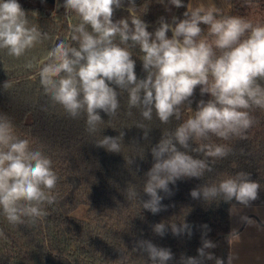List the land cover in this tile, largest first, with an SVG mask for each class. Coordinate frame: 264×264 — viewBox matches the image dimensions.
<instances>
[{"label": "clouds", "instance_id": "clouds-1", "mask_svg": "<svg viewBox=\"0 0 264 264\" xmlns=\"http://www.w3.org/2000/svg\"><path fill=\"white\" fill-rule=\"evenodd\" d=\"M159 2L168 12L173 7L184 8L183 18L161 16L159 26L149 31L147 22L137 15L135 0H63L58 7L66 13L69 36L55 43L39 62L44 93L68 117H83L89 134L101 131L105 124L100 112L109 120L118 114L120 97L125 93L128 109H138L145 121L155 117L163 125L180 120L181 106L187 103L190 107L197 87L201 96H209L197 102L188 119L173 129L162 130L159 142L149 149L153 163L144 174L143 185L149 199L140 202L153 215L167 210L162 201L173 195L170 185L181 179L204 178L213 172L216 160L232 152L226 145L203 141L211 136L225 141L234 136L243 138L256 123L249 110L264 108V86L257 82L258 78L264 80V25L232 15L231 0H221V6L214 0ZM125 4L128 15L114 20L115 11ZM73 14L78 23H72ZM49 38L30 25L28 12L19 0H0V51L19 59ZM133 49L142 53L143 78L136 74ZM35 66L32 61L25 64L29 69ZM3 87L10 85L6 81ZM137 127L144 130L147 139L151 129L145 124ZM123 136V132L116 137L104 136L96 143L109 152L121 153ZM197 140L202 143L193 147ZM126 162L131 165L134 161ZM57 181L51 159L42 150L33 149L29 139L17 136L10 117L0 113V210L7 221L16 225L24 223L25 217L33 221L44 218L47 212L43 205L56 201L52 190ZM259 192L260 184L250 173L241 171L218 183L202 184L192 189L190 196L205 203L218 198L228 204L235 201L229 208L232 215L237 204L251 206ZM124 194L129 200L140 199L131 183ZM200 228L197 255L181 254L178 264H233L234 255L220 257L211 251L218 245L208 238L210 227L204 224ZM169 229L176 237L193 235V226L186 220L152 225L160 237ZM225 239L229 244L237 242L238 229H231ZM134 249L147 254L151 264L174 260L170 248L151 240H138Z\"/></svg>", "mask_w": 264, "mask_h": 264}, {"label": "trees", "instance_id": "trees-1", "mask_svg": "<svg viewBox=\"0 0 264 264\" xmlns=\"http://www.w3.org/2000/svg\"><path fill=\"white\" fill-rule=\"evenodd\" d=\"M28 12L30 25H35L50 37L17 59L0 51V113L7 114L15 126L16 135L30 140L33 149H39L52 161L58 181L52 194L55 203L43 205L47 215L33 221L23 218L22 224H11L0 210V264H151L147 254L134 249L141 239L151 240L155 245L170 248L178 264L181 254L196 256L201 246V225L207 224L211 231L208 238L217 243L215 255L227 257L229 243V207L235 201L223 202L222 198L205 203L194 200L190 191L202 184L212 185L220 180L244 171L260 184L259 198L252 204H264V108L253 107L250 114L256 123L244 137H232L225 141L215 136L203 143L223 144L232 149L231 154L214 162V170L204 178L181 179L170 185L171 197L162 204L167 210L153 215L144 210L140 200L149 197L143 193L144 174L153 160L150 147L161 139L162 130L173 129L194 114L197 102L209 96L200 95L197 87L192 103L181 106L180 120L173 119L163 125L155 117L145 121L138 109H128L126 93L120 97L121 109L112 118L100 112L105 121L101 131L89 134L83 117L72 119L63 109L54 104L44 93L40 84V60L47 51L69 36L68 19L64 9L46 8L19 1ZM137 15L147 22L148 30L159 26V17L171 20L172 16L183 18L184 8L165 10L159 0H135ZM187 3V0H184ZM231 14L241 16L254 25H264V0H231ZM33 11L38 12L32 16ZM128 15L127 5L117 9L114 20ZM72 23H78L73 14ZM171 36V32L168 33ZM204 35H207L205 29ZM136 59L135 71L143 78L139 49H133ZM28 61L36 66L25 67ZM7 81L10 85L4 89ZM129 112L131 114H129ZM109 120V121H108ZM138 124L151 129L144 139V130ZM124 133L121 153L107 151L97 145L104 136L116 137ZM202 141H194L193 147ZM243 152V154H242ZM194 156L197 154L192 153ZM134 161L128 165L126 161ZM129 183L136 186L140 199L129 200L125 190ZM160 195H165L163 192ZM187 223L193 226L189 238L173 236L169 229L164 237L152 231V225ZM214 264V262H207Z\"/></svg>", "mask_w": 264, "mask_h": 264}, {"label": "crops", "instance_id": "crops-1", "mask_svg": "<svg viewBox=\"0 0 264 264\" xmlns=\"http://www.w3.org/2000/svg\"><path fill=\"white\" fill-rule=\"evenodd\" d=\"M214 2L221 6V0ZM257 82L264 86V80L258 78ZM233 228L238 229L240 236L237 242L229 244L228 256L236 257L233 264H264V204H237L232 215L229 213V232Z\"/></svg>", "mask_w": 264, "mask_h": 264}, {"label": "water", "instance_id": "water-1", "mask_svg": "<svg viewBox=\"0 0 264 264\" xmlns=\"http://www.w3.org/2000/svg\"><path fill=\"white\" fill-rule=\"evenodd\" d=\"M21 2L27 3V4H32L35 6H41V7H46V8H55L56 5L59 4V0H19Z\"/></svg>", "mask_w": 264, "mask_h": 264}, {"label": "rangeland", "instance_id": "rangeland-1", "mask_svg": "<svg viewBox=\"0 0 264 264\" xmlns=\"http://www.w3.org/2000/svg\"><path fill=\"white\" fill-rule=\"evenodd\" d=\"M57 0H55V3H56Z\"/></svg>", "mask_w": 264, "mask_h": 264}]
</instances>
